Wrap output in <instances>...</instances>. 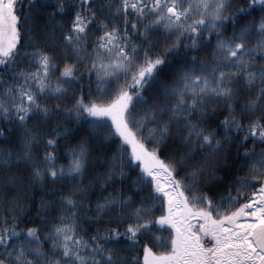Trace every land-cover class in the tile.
I'll use <instances>...</instances> for the list:
<instances>
[{
  "label": "snow or ice",
  "instance_id": "6c2138e0",
  "mask_svg": "<svg viewBox=\"0 0 264 264\" xmlns=\"http://www.w3.org/2000/svg\"><path fill=\"white\" fill-rule=\"evenodd\" d=\"M0 264H264V0H0Z\"/></svg>",
  "mask_w": 264,
  "mask_h": 264
},
{
  "label": "trees",
  "instance_id": "16d2710c",
  "mask_svg": "<svg viewBox=\"0 0 264 264\" xmlns=\"http://www.w3.org/2000/svg\"><path fill=\"white\" fill-rule=\"evenodd\" d=\"M3 140V138H0V141H2Z\"/></svg>",
  "mask_w": 264,
  "mask_h": 264
}]
</instances>
